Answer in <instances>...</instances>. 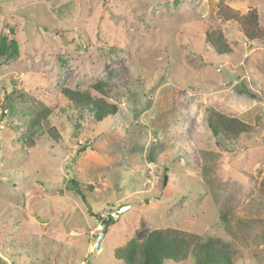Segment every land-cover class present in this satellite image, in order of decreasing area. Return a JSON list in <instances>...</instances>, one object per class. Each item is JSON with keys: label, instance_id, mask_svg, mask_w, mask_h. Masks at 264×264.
Instances as JSON below:
<instances>
[{"label": "rangeland", "instance_id": "374dc122", "mask_svg": "<svg viewBox=\"0 0 264 264\" xmlns=\"http://www.w3.org/2000/svg\"><path fill=\"white\" fill-rule=\"evenodd\" d=\"M221 4L255 9L264 28V0H0V37L19 43L0 57V264H125L118 248L166 228L230 244L233 264H264V40L218 22ZM211 28L231 53L206 43ZM101 80L120 107L102 122L59 94ZM208 108L253 112V131L221 149ZM72 180L89 188L87 206Z\"/></svg>", "mask_w": 264, "mask_h": 264}, {"label": "trees", "instance_id": "16d2710c", "mask_svg": "<svg viewBox=\"0 0 264 264\" xmlns=\"http://www.w3.org/2000/svg\"><path fill=\"white\" fill-rule=\"evenodd\" d=\"M217 21L222 23L234 21L239 27L243 37L249 42L263 41L264 28L260 25L259 15L255 9H251L246 14L231 9L229 6L221 4L217 14ZM206 43L219 55L231 53V47L227 43L221 28H211L205 37ZM19 54V43L16 39H10L4 35L0 37V57H13ZM109 85L106 81H98L87 90H72L62 87L59 94L65 101L67 108L77 112L92 108L94 119L102 122L108 117H115L120 107L117 103L108 100ZM6 100L9 98L6 96ZM11 112H9L10 114ZM51 110L43 108L40 112H35L28 118L31 130L41 125L50 116ZM246 119L221 112L215 108H208L206 111V126L214 137L216 144L224 150L230 149L228 146L236 145L242 135H249L253 131V112H250ZM47 132L58 139V132L55 128H47ZM26 147L36 146V138L29 135L25 140ZM72 189L78 194L86 205L84 190L88 187L82 186L79 182L72 180ZM87 206V205H86ZM88 213L93 215L91 208L87 207ZM224 230L234 234L226 214L223 215ZM113 217L110 216V220ZM109 220V221H110ZM240 230L254 229V226L242 221H238ZM108 221H106V224ZM260 232H262L260 230ZM264 236V234H262ZM141 255L144 264H164L165 261L174 263L187 262L192 257L194 264H233L235 253L230 244L221 240L204 238L200 235L189 233L175 228L157 229L150 231L139 245L136 239H131L124 246L115 251V257L125 264H135L137 256Z\"/></svg>", "mask_w": 264, "mask_h": 264}, {"label": "water", "instance_id": "95a60500", "mask_svg": "<svg viewBox=\"0 0 264 264\" xmlns=\"http://www.w3.org/2000/svg\"><path fill=\"white\" fill-rule=\"evenodd\" d=\"M167 180H168V178H167V176H165V179H164V185L167 184ZM117 216H118V215H117ZM107 232H108L107 228L104 229V230L101 232V234H100V236H99V238H98L97 244H96V248H99V246H100L101 242L103 241V239L105 238Z\"/></svg>", "mask_w": 264, "mask_h": 264}, {"label": "built area", "instance_id": "2783aa9c", "mask_svg": "<svg viewBox=\"0 0 264 264\" xmlns=\"http://www.w3.org/2000/svg\"><path fill=\"white\" fill-rule=\"evenodd\" d=\"M112 215H114L115 216V213H112ZM113 217V216H112ZM102 228H99V231L101 230ZM103 231V230H102Z\"/></svg>", "mask_w": 264, "mask_h": 264}]
</instances>
